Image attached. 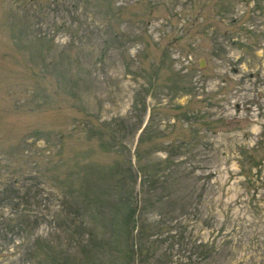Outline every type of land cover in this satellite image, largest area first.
Returning <instances> with one entry per match:
<instances>
[{
    "label": "rangeland",
    "instance_id": "374dc122",
    "mask_svg": "<svg viewBox=\"0 0 264 264\" xmlns=\"http://www.w3.org/2000/svg\"><path fill=\"white\" fill-rule=\"evenodd\" d=\"M138 238L264 264V0H0V264Z\"/></svg>",
    "mask_w": 264,
    "mask_h": 264
},
{
    "label": "trees",
    "instance_id": "16d2710c",
    "mask_svg": "<svg viewBox=\"0 0 264 264\" xmlns=\"http://www.w3.org/2000/svg\"><path fill=\"white\" fill-rule=\"evenodd\" d=\"M148 126V123L146 124V126L144 127V129H143V131H142V133L140 134V136H139V141H140V137L143 135V133H144V131L146 130V127ZM251 157V161H255V157H254V155H251L250 156ZM15 181H17V180H15ZM18 203V202H17ZM14 207H16V205L14 206ZM134 210H135V208H134ZM135 215V214H134ZM134 215H132L131 214V216H130V219H132L133 218V220H135L134 219ZM10 220H12V218H9V221ZM136 221V220H135ZM137 222V221H136ZM136 222H134V224H133V226L135 225V227H138L135 223ZM139 232H140V229H139V231H138V233H137V235L138 236H140L139 235ZM145 236V235H144ZM139 239V238H138ZM144 246H145V244H142V243H140V239H139V242L137 243H135L134 244V246H133V248L130 250V255H129V262H133V264H143L144 263V261L146 260V257L144 256ZM148 251V250H147ZM34 252H36V251H34ZM132 254H133V257H132ZM142 254H143V256H142ZM135 260V261H134Z\"/></svg>",
    "mask_w": 264,
    "mask_h": 264
}]
</instances>
